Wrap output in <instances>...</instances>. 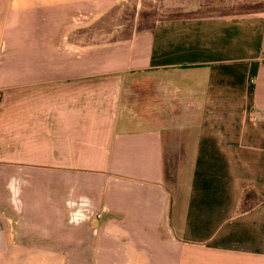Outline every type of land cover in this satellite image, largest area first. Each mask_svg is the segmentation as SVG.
Returning a JSON list of instances; mask_svg holds the SVG:
<instances>
[{
	"label": "crops",
	"instance_id": "1",
	"mask_svg": "<svg viewBox=\"0 0 264 264\" xmlns=\"http://www.w3.org/2000/svg\"><path fill=\"white\" fill-rule=\"evenodd\" d=\"M124 1L0 0L8 203L45 193L32 219H74L89 264H264V7L71 22Z\"/></svg>",
	"mask_w": 264,
	"mask_h": 264
},
{
	"label": "rangeland",
	"instance_id": "2",
	"mask_svg": "<svg viewBox=\"0 0 264 264\" xmlns=\"http://www.w3.org/2000/svg\"><path fill=\"white\" fill-rule=\"evenodd\" d=\"M262 7L264 0H128L110 8L104 16L76 17L71 22L91 25L94 40H116L127 39L134 31L149 29L164 17L241 12ZM36 182L16 180L23 185ZM3 184L4 178L0 177V264L91 262L89 231L67 224L69 220L75 223L74 219H32L38 215V209L45 207V193L21 192L18 198L14 193L13 204H9ZM68 248H71L70 254ZM60 249L64 252L54 255Z\"/></svg>",
	"mask_w": 264,
	"mask_h": 264
},
{
	"label": "built area",
	"instance_id": "3",
	"mask_svg": "<svg viewBox=\"0 0 264 264\" xmlns=\"http://www.w3.org/2000/svg\"><path fill=\"white\" fill-rule=\"evenodd\" d=\"M98 218H100L101 217V214H98V216H97Z\"/></svg>",
	"mask_w": 264,
	"mask_h": 264
}]
</instances>
